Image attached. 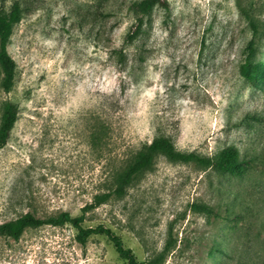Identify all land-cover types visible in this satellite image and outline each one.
I'll return each instance as SVG.
<instances>
[{
	"label": "rangeland",
	"instance_id": "374dc122",
	"mask_svg": "<svg viewBox=\"0 0 264 264\" xmlns=\"http://www.w3.org/2000/svg\"><path fill=\"white\" fill-rule=\"evenodd\" d=\"M18 1L10 92L0 68V115L9 99L20 107L0 150V223L66 211L109 227L139 264H264V83L240 73L249 43L264 58V0H168L123 53L116 48L140 0ZM156 129L181 150L235 147L242 169L159 155L123 196L83 210ZM75 233L66 223L1 236L0 264H126L106 236L82 245Z\"/></svg>",
	"mask_w": 264,
	"mask_h": 264
},
{
	"label": "trees",
	"instance_id": "16d2710c",
	"mask_svg": "<svg viewBox=\"0 0 264 264\" xmlns=\"http://www.w3.org/2000/svg\"><path fill=\"white\" fill-rule=\"evenodd\" d=\"M156 7L168 9L169 2L168 0H140L138 3L131 5L134 20L129 26L122 44L116 48V52L123 53L124 46L133 44L137 38L142 36L145 24L152 10ZM21 16V5L18 0H12L9 8L5 11L0 10V68L2 70V87L6 92H10L16 83L17 64L8 50V43L14 26L20 21ZM251 25L254 26V23L251 22ZM247 49L246 57L240 65V73L250 77L255 84L264 83V58H254L252 43H249ZM19 117L20 107L18 103L11 99L7 100L2 107L0 115V150L9 143ZM108 135V122L105 119H101L96 134L101 153L107 142ZM159 155H163L171 161L193 162L203 167L211 166L218 171L237 172L242 169V161L238 159V150L235 147L225 146L213 155L202 154L195 150H181L175 145L171 137L156 129L150 139L139 142L124 165L112 168L113 186L107 191L96 193L92 203L84 207L83 210L89 207H96L109 200L112 196H123L128 187L141 173L153 168ZM192 207L198 212L217 214L210 205L205 203L195 202ZM83 220V214L71 215L66 211L45 218L38 217L32 212H26L15 219L1 222L0 237H11L18 240L29 227L69 223L76 230L75 239L80 244H85L91 235H104L112 242L118 255L126 264H139L131 248L126 247L122 238L113 230L103 224L84 226L82 224Z\"/></svg>",
	"mask_w": 264,
	"mask_h": 264
}]
</instances>
